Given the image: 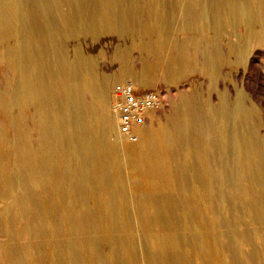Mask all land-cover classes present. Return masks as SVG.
<instances>
[{
  "label": "rangeland",
  "instance_id": "rangeland-1",
  "mask_svg": "<svg viewBox=\"0 0 264 264\" xmlns=\"http://www.w3.org/2000/svg\"><path fill=\"white\" fill-rule=\"evenodd\" d=\"M191 1L195 4V13L200 14L197 23L201 27L208 22L207 17L201 10V2ZM174 6L178 8L180 2L175 1ZM33 19L31 26L37 36L41 29L44 32L48 31L49 34H55L54 26L50 27L47 24L46 16L39 14ZM164 35L171 41H185L191 35L212 40L210 29H203L198 33L189 31L183 26V17L180 16L176 17L175 26ZM223 35L220 39L221 47L226 44L224 40L227 33ZM88 48L92 55H97V67L102 75L125 74L122 81L131 80L139 87L166 91L167 104L153 114L146 127L152 130L154 142L162 144L167 150L173 146L170 140L172 137L162 134V131L167 127L168 118L173 112V103H180L184 98L199 93V103L193 108L189 118L192 117L197 122L201 132L200 139L205 160L214 175L208 184L211 189L199 184L190 173L189 184L185 188L176 186L167 189L162 185L158 186L157 183L154 185L156 181L160 182L161 178L141 168H133V163L127 156L109 152L96 154L102 163L101 166L108 172V179L98 178L99 181L96 179L91 184L83 185L82 188L72 186L73 181L75 183L79 179L76 170L78 159L75 155L70 162V165L74 163V166L66 167V164L64 166V180L67 181L64 182L63 187L59 182L60 162L54 163L52 168L48 165L41 171L40 168L34 169L33 166L36 165L34 162L29 163V166L22 159L25 153L24 144L34 150L31 153L33 155L31 157L34 158L42 142L46 141L38 120L39 105H44L45 102V90L50 88L55 97L59 96L62 94L63 83L43 70L40 88H36L40 90L41 98L27 102L22 101L21 98L11 101L10 99H15L12 93L17 86L16 82L19 83L22 76L14 58L6 55L0 44V178L6 175L8 179L7 185L0 184V264H103V262L105 264H264V233L261 230L263 223L243 217V207L240 200L236 199L235 190L228 186L226 178L220 177L229 172L235 177L239 176V172L233 170L231 166V155L228 153L227 157L225 156L226 151L223 149L226 148L227 141L223 131V121L214 110L219 103V91L226 85L229 76L239 72L238 66L221 64L218 67L220 74L215 76L214 70L195 59L193 48L189 47L186 53L189 61L174 82L159 81L152 76L151 85L146 86L132 79L133 75L126 76V74L128 70L131 73L140 71L154 60V55L150 57L141 54L136 48L127 49L123 54L119 36L114 31L107 32L97 43L89 44ZM253 49L252 56L261 70L260 77L257 78V72L254 74V79L256 82L260 81L259 97L264 102V46H255ZM161 57L162 60L165 53ZM118 82L119 79L113 81L111 93L105 92L106 95L84 89L82 91V97L86 102L94 101L92 110L84 115L87 126L93 131L99 127V133L101 131L100 134L105 136L107 133L104 129L112 120L116 121L119 131L113 95H111ZM198 87L201 90H197ZM33 113L36 115L33 116ZM71 124H76V120L73 119ZM169 124L174 128L172 121ZM67 126L70 130L69 124ZM106 137L111 140L110 142L116 140L114 136ZM117 137L120 141L130 144H138L142 141L141 137L138 142H131L124 136L122 138L120 133ZM223 158L225 160L219 163ZM27 168L30 171L28 175L25 173ZM17 180L20 182L18 183ZM56 182L58 184H55ZM143 191L146 193L145 196ZM166 191L174 196L178 195L177 197H187L188 205L180 207L179 212L165 207L159 211L156 206ZM9 192L11 194H8ZM202 196L207 200L204 201ZM94 204L99 206V212L97 211L94 216L98 225L89 233L79 227L77 222L82 221L80 216H83L90 205ZM160 215L170 217L161 220ZM144 221L146 224L149 222L148 226ZM194 235L197 236L193 243ZM91 243H96L98 246L93 247Z\"/></svg>",
  "mask_w": 264,
  "mask_h": 264
},
{
  "label": "bare ground",
  "instance_id": "bare-ground-1",
  "mask_svg": "<svg viewBox=\"0 0 264 264\" xmlns=\"http://www.w3.org/2000/svg\"><path fill=\"white\" fill-rule=\"evenodd\" d=\"M175 1L177 0H0V44L5 54L14 58L22 76V79H19L21 81L16 82L19 87L15 86L12 93L15 99L10 100L21 98L27 102L41 98V92L36 88H40L43 70L63 83L62 94L56 97L50 88L44 89L45 102L44 105H39L38 120L46 141L42 142L34 158L31 157L34 150L24 144L25 153H22V159L28 164L36 163L33 167L40 168V171L48 165L52 168L54 163L60 162L59 182L62 187L67 181L64 180V166L70 165L73 155L78 159V163L74 161L77 163L79 179L76 178L77 181L75 183L73 181L72 186L82 188L83 185L91 184L98 178L108 179L107 170L101 166L98 156L96 157L97 153L106 152L125 155L132 161L133 168H141L161 178V181H156L154 185L157 183L158 186L162 185L167 189L176 186L185 188L189 184L190 173L199 184L208 186L214 175L205 160L198 124L192 117L189 118L193 108L199 103V93L184 98L180 103H173V112L168 118L167 127L162 131V134L172 137L170 140L173 146L169 150L162 144L154 142L153 132L146 127L147 125L142 128V134L140 133L142 141L130 144L118 139L119 133L122 138L123 135L119 124V131L117 130L115 120L104 129L106 136L116 137L113 142L100 134L101 131L99 133V127L95 131L91 130L84 120V115L92 110L94 101L92 103L85 101L82 97L83 89L106 95L105 92L111 93L112 83L116 79L126 82L121 80L125 74L105 76L98 71L97 55L89 52V44L97 43L107 32L114 31L119 36L123 54L127 49L136 48L141 54L150 57L154 55V60L140 71L131 73L128 70L126 74L133 75L132 79L146 86L151 85L152 76L159 81L174 82L189 61L186 53L191 47L195 59L214 70L215 76L218 75V67L221 64H234L239 68L236 75H231L232 77L227 75L228 82L226 81V85L219 91V103L214 108L216 115L223 121L227 141L226 148L223 149L226 151L224 155L226 157L228 153L231 155V166L233 170L239 172V176L235 177L229 172L220 177L226 178L228 186L235 190L236 199L240 200L243 207V217L263 223L261 230L264 233V102L259 97L260 81L257 79L256 82L254 79L257 72V78L260 77L261 70L252 56L255 46H264V0H198L208 20L204 27H199L197 23L200 14L195 13V4L191 0H178L180 2L178 8L174 6ZM39 14L46 16L50 27L54 26L55 34H49L48 31L44 32L41 29L37 36L31 22ZM177 16L183 17V26L189 31L198 33L203 29H210L212 40H204V37L198 35H191L185 41L169 40L164 34L175 26ZM224 33H227L224 40L226 44L221 47L220 39ZM163 53L165 57L161 60ZM198 89L201 90L200 87ZM34 115L36 114L33 113ZM73 119L76 120L74 125L71 124ZM170 121L175 125L174 128L169 124ZM67 124L70 130L67 129ZM23 136L25 137L24 133ZM223 160L225 159L219 163ZM25 173L30 174L28 168ZM118 174L120 176V173ZM4 178H0V184L7 185L6 175ZM167 192L169 191H166L156 206L159 211L165 207L179 212L180 207L186 206L187 197L174 196L173 190L172 193ZM143 194L145 196L146 193L143 191ZM98 210L97 204L90 205L85 214L80 216L82 221L77 222L78 226L89 233L94 230L98 225L94 217ZM165 217L170 216L160 215L161 220ZM196 236L192 238L193 243ZM90 245L98 246L96 243Z\"/></svg>",
  "mask_w": 264,
  "mask_h": 264
},
{
  "label": "built area",
  "instance_id": "built-area-1",
  "mask_svg": "<svg viewBox=\"0 0 264 264\" xmlns=\"http://www.w3.org/2000/svg\"><path fill=\"white\" fill-rule=\"evenodd\" d=\"M113 100L119 129L131 142L140 140L142 128L151 121L153 114L168 102L166 91L139 87L131 81L115 84Z\"/></svg>",
  "mask_w": 264,
  "mask_h": 264
}]
</instances>
